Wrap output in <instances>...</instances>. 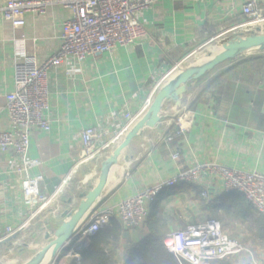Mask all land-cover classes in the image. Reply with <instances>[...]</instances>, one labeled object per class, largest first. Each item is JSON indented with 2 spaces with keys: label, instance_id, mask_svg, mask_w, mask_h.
<instances>
[{
  "label": "crops",
  "instance_id": "obj_1",
  "mask_svg": "<svg viewBox=\"0 0 264 264\" xmlns=\"http://www.w3.org/2000/svg\"><path fill=\"white\" fill-rule=\"evenodd\" d=\"M7 1L0 0V8ZM247 1L157 0L137 14L147 30L137 43L48 69L49 105L43 117L50 128L31 130L26 153L31 166L19 169L14 149L0 150V241L16 234L11 244L0 247V264H22L49 243L46 235L66 219L63 212L76 210L79 194L96 185L102 161L180 68L204 61L202 51L219 46L234 33L264 28V20L250 23L244 15ZM259 6L264 18V0H259ZM72 16V9L57 5L42 14L26 13L24 26L15 28L0 11V132L11 129L6 102L15 90V64L22 52L35 54L40 64L49 59L60 50L63 23ZM248 56L227 61L188 83L181 105L164 103L157 125L143 128L123 150L76 234L95 211L172 179L189 165L218 161L264 174V67L247 60ZM182 112L190 116L188 129L172 141L165 140L176 127L170 120ZM89 127L104 131L91 152L81 138ZM174 151L179 158L173 157ZM27 176L39 179L47 197L43 207L25 199L20 182ZM210 217L221 220L225 232L254 249L264 264V218L244 194L224 193L207 181L165 188L148 203V216L138 229L127 228L118 215L107 229L113 220L124 228L118 264H145L153 250H158L156 260L169 258L176 263L164 236ZM9 226L16 231L12 235ZM79 237L75 235L56 259L43 264H78L91 241ZM156 242L159 245L152 246ZM233 258L236 264H252L247 255Z\"/></svg>",
  "mask_w": 264,
  "mask_h": 264
},
{
  "label": "built area",
  "instance_id": "obj_2",
  "mask_svg": "<svg viewBox=\"0 0 264 264\" xmlns=\"http://www.w3.org/2000/svg\"><path fill=\"white\" fill-rule=\"evenodd\" d=\"M155 1L8 0L0 8L2 16L10 20L15 28L24 26L25 14L29 12L42 14L49 7L57 5L73 11L72 18L63 23V43L57 53L40 64L35 54L23 51L21 59L15 64V90L7 95L6 102L11 129L0 132V150L12 147L20 164L19 169L27 170L31 166L26 159L31 130L34 127L50 128L49 121L43 117V110L49 105L48 69L61 63L82 62L91 55L111 52L117 45L137 43L147 35L137 14L149 10ZM261 12L259 0H248L243 7V13L250 23L262 22L264 18ZM189 124V114L178 113L170 120V125L176 126L175 129H170L164 139L172 141L183 135ZM103 136L104 131L100 128L84 129L81 138L86 151L91 152L94 143ZM173 157L179 158V152L174 151ZM206 181L213 187L220 186L224 193L237 191L244 194L264 218V174L239 170L218 161H207L183 167L174 178L145 188L115 206L95 211L77 235L92 239L106 230L111 219L117 215L127 228L138 229L148 216V203L165 188ZM20 183L27 201L39 203L41 207L46 204L47 197L41 192L37 177H24ZM204 195H207V191ZM7 232L12 235L16 231L9 226ZM164 244L179 264H206L240 255L249 256L252 264H260L254 249L232 238L225 232L221 220L212 217L169 231L164 236Z\"/></svg>",
  "mask_w": 264,
  "mask_h": 264
},
{
  "label": "water",
  "instance_id": "obj_3",
  "mask_svg": "<svg viewBox=\"0 0 264 264\" xmlns=\"http://www.w3.org/2000/svg\"><path fill=\"white\" fill-rule=\"evenodd\" d=\"M218 52H209L205 54V61L192 66L180 68L170 81L164 84L156 93L155 97L148 106L144 115L138 119L126 132L123 141L113 152L106 157L100 166L99 177L96 185L88 192L79 194L80 202L76 210H66L62 216L66 219L52 229L46 235L49 243L44 245L28 261L22 264H43L56 259L64 251L70 240L77 235L80 222L86 217L97 200L101 197L110 170L119 162L123 150L131 143L133 138L145 127H154L160 121V113L166 101H173L178 105L182 104L183 98L187 93L188 83L198 80L217 66L238 58L245 53L264 51V29L263 26H257L254 29L239 31L223 41ZM255 49L254 51H252ZM73 201V197L69 203ZM16 234L0 241V247L11 244ZM3 251H0V254Z\"/></svg>",
  "mask_w": 264,
  "mask_h": 264
},
{
  "label": "trees",
  "instance_id": "obj_4",
  "mask_svg": "<svg viewBox=\"0 0 264 264\" xmlns=\"http://www.w3.org/2000/svg\"><path fill=\"white\" fill-rule=\"evenodd\" d=\"M240 57V56H239ZM238 57V58H239ZM237 59V58H236ZM247 60L259 61L264 67V55L248 56ZM124 228L122 224L113 220L109 229L101 231L97 236L93 237L87 247L81 253V259L78 264H118V251L123 239ZM157 232H152L153 237H158ZM155 243V242H154ZM159 245L157 242L152 246ZM160 249V247L158 248ZM162 250V249H161ZM158 250H153L152 258L145 259V264H179L174 263L171 259L156 260ZM236 257V256H233ZM233 257L225 259H217L211 261V264H236ZM189 264V263H184Z\"/></svg>",
  "mask_w": 264,
  "mask_h": 264
},
{
  "label": "rangeland",
  "instance_id": "obj_5",
  "mask_svg": "<svg viewBox=\"0 0 264 264\" xmlns=\"http://www.w3.org/2000/svg\"><path fill=\"white\" fill-rule=\"evenodd\" d=\"M263 29H264V28H263ZM207 48H208L209 51H208V50H204V51H202L201 55H202V54L205 55V54L209 53V52L211 51V49H212V48H215V47L210 45V46H208ZM252 53H253V54H250V53H249V55H251V56H252V55H253V56H254V55H255V56H256V55H257V56L264 55V51H262V52H260V51H256V52H252ZM203 221H204V220H203ZM81 239H83V237H79V240H81Z\"/></svg>",
  "mask_w": 264,
  "mask_h": 264
},
{
  "label": "bare ground",
  "instance_id": "obj_6",
  "mask_svg": "<svg viewBox=\"0 0 264 264\" xmlns=\"http://www.w3.org/2000/svg\"><path fill=\"white\" fill-rule=\"evenodd\" d=\"M245 25V24H244ZM247 27V26H246ZM248 27H250V26H248ZM220 48H221V45H219V46H216L215 48H212L211 49V52H218L219 50H220ZM255 49H253L252 51H254ZM205 57H203V59H204ZM204 61H205V59H204ZM73 252V251H72ZM74 253V252H73ZM13 260V259H12Z\"/></svg>",
  "mask_w": 264,
  "mask_h": 264
}]
</instances>
